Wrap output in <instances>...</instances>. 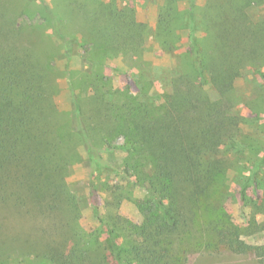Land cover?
<instances>
[{"label":"trees","instance_id":"1","mask_svg":"<svg viewBox=\"0 0 264 264\" xmlns=\"http://www.w3.org/2000/svg\"><path fill=\"white\" fill-rule=\"evenodd\" d=\"M254 5L264 0H206L202 8L192 7L189 39L213 96L192 73L174 78L181 97L161 104L130 90L123 102H111L102 74L79 85L84 95L75 100L78 115L112 138H124V145L114 148L126 154L122 173L149 193L139 202L142 224L123 218L109 200L103 214L95 207L100 224L89 232L80 224L79 198L67 182L82 132L73 121L76 112L59 117L50 86L53 64L44 45L49 25L65 38L66 15L47 7L36 13L46 25L31 26L25 17L19 22L29 13L0 0V264H184L195 247L193 234L204 248L222 245L234 253L263 255L243 236L264 235V219L254 215L240 228L227 213H218L214 200L238 157L228 152L240 155L245 149L236 134L234 81L252 68L264 83V17H250ZM68 8L75 15L84 10L79 3ZM96 12L81 26L87 41L96 35ZM198 28L205 37L197 38ZM245 169L239 170L243 206L255 201L264 215V177ZM113 194L120 203L119 189Z\"/></svg>","mask_w":264,"mask_h":264},{"label":"rangeland","instance_id":"2","mask_svg":"<svg viewBox=\"0 0 264 264\" xmlns=\"http://www.w3.org/2000/svg\"><path fill=\"white\" fill-rule=\"evenodd\" d=\"M2 1L15 5L20 13H29V19L23 16L19 22H26V18L31 26L46 25L36 13L45 12L47 7L66 15L61 31L65 38L61 39V35L54 33L49 25L44 30L49 42L44 45L49 47L53 64L50 77L54 81L50 86L61 114L59 117L67 119V115L73 116L76 112L73 121L82 132L78 139L77 160L72 164L67 179L70 190L79 198L80 224L86 231L96 230L100 223L95 207L100 208L103 214L109 200L119 207L123 218L134 225L142 224L145 215L139 202L148 199L149 193L135 184L129 175L122 173L126 154L114 148L124 145L125 140L123 137L112 138L105 130L94 129L97 127L93 121L88 117L84 121L78 115L75 100L84 95L79 85L102 74L111 102H123L130 95L127 93L130 90L141 100L161 104L181 97L175 94L173 79L183 73H192L203 80L205 91L213 96L208 73L200 72L197 55L189 39L192 7L202 8L206 0ZM78 3L84 6L83 15H75L68 10V6ZM93 10L98 13L94 23L97 31L95 37L87 41L89 33L81 26L91 23ZM248 13L254 21H259L264 17V5L251 6ZM196 35L200 39L206 34L198 28ZM200 57L202 61L206 60L203 52ZM117 90L121 93L114 94ZM233 92L237 98L234 113L240 117L237 139L245 149L240 155L234 153L236 150L228 152V155L238 157L232 158L234 165H230L226 182L214 200L218 213H227L230 220L242 228L249 217L255 215L259 221L264 219L258 211L260 209L255 207V201L244 208L239 193V186L244 182L243 173L239 171L241 168L256 170L259 176L264 177V83L255 69L246 68L235 79ZM114 189H119L120 203L115 199ZM258 193L261 195L263 190H258ZM249 196L253 200L257 198L253 190L249 191ZM197 236L193 234L190 238L195 247L190 249L184 264H264L262 233L243 236L248 244L262 248L261 257L254 253H234L222 245L216 249H209L207 245L204 248L196 245Z\"/></svg>","mask_w":264,"mask_h":264}]
</instances>
